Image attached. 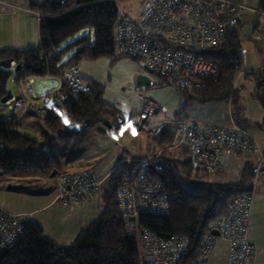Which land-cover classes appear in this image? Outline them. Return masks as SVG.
<instances>
[{
  "label": "trees",
  "instance_id": "obj_1",
  "mask_svg": "<svg viewBox=\"0 0 264 264\" xmlns=\"http://www.w3.org/2000/svg\"><path fill=\"white\" fill-rule=\"evenodd\" d=\"M27 1L31 11L41 14L39 47L0 49V62L12 60L16 64L13 71L0 65V102L13 74L16 81L60 75L63 69L80 65L83 60L113 57L115 29L119 32L123 17L133 19L121 14L118 0ZM238 31H230L221 46L209 51L208 54L220 65L218 73L208 80L206 86L190 91L179 87L184 96L182 105L234 98L233 82L238 71L235 59L240 50ZM80 32L82 34L69 43ZM155 74L170 81L165 75ZM250 74L256 76L254 96L264 110V93L259 92L264 71ZM86 81L91 88L80 93L63 84L60 90L65 92L66 99L32 123L38 133L37 139L20 132L11 119L0 116V176L52 177L51 173L57 170L56 176L62 172L63 165L58 144H65L68 152L75 151L99 124V117L109 121L113 131L121 130L120 119L124 115L116 105L103 100L105 86ZM68 121L82 125V128L76 130ZM171 136L170 131L163 130L152 139L172 168L167 172L144 171L146 181L163 185L169 201L167 213L139 212L133 219L137 232L129 233L118 207L116 191L124 179L140 177L141 167L139 161H122L121 158L108 177L106 187L103 189V183L99 191L102 190L103 203L99 216L78 232L71 246L64 247L48 240L42 227L29 221L24 224L13 246L0 243V264H146L140 251V232L143 230L153 231L161 238L172 235L188 237V247L178 264H201L207 257L202 258L203 240L209 234L217 235L216 224L226 215L228 202L247 191L244 186L250 179L253 164L247 165L239 182H210L203 168L195 167L192 159H182L189 152L188 147L181 148L179 157L167 155L165 148L171 147Z\"/></svg>",
  "mask_w": 264,
  "mask_h": 264
},
{
  "label": "built area",
  "instance_id": "obj_2",
  "mask_svg": "<svg viewBox=\"0 0 264 264\" xmlns=\"http://www.w3.org/2000/svg\"><path fill=\"white\" fill-rule=\"evenodd\" d=\"M7 4L8 0H0V8ZM248 10L263 21L258 26V32L264 36V0L255 9L237 0H143L142 11L136 19L123 17L120 23L119 51L147 71L167 76L180 88L190 91L204 87L218 73L220 65L219 61L208 54L209 51L221 46L227 34L238 29ZM36 15L41 16L38 12ZM235 63L238 73L233 82L234 89L244 73L264 71V66L254 71L245 69L246 55L241 50L238 51ZM61 75L69 90L80 93L91 88L90 83L82 77L78 64L63 69ZM260 83V91L264 93V75ZM153 84L150 81L149 86ZM143 88L145 86H137L135 90ZM30 93L28 89V95ZM48 97L50 102L56 104L65 100L66 94L59 90L50 93ZM9 102L13 112L34 108L44 116L50 110L48 106L38 107L32 98H11ZM61 110L64 111V108ZM167 113V107L148 100L136 118L137 133L154 138L170 127L173 139L171 146H188L190 154L201 162L208 175H215L221 169V148L239 150L255 157L249 189L228 202L226 215L216 224L217 235L206 236L201 252L202 258H205L216 239L223 238L229 243L226 264H252L254 247L249 238L250 219L258 184L264 179L263 148L234 117L229 124H220L175 118ZM129 119V115L122 117L120 128ZM139 162L140 177L124 179L116 191L118 207L131 234L137 232L133 218L139 212L164 215L169 206L163 185L146 181L144 171L153 169L167 172L172 168L171 163L165 160L161 150L154 157L140 159ZM55 177L60 187L58 198L68 206L91 201L103 184V180L89 170L75 173L63 171ZM27 222V217L10 215L0 209V243L13 246ZM140 235V251L146 264H178L189 244L186 236L161 238L150 230H143Z\"/></svg>",
  "mask_w": 264,
  "mask_h": 264
},
{
  "label": "crops",
  "instance_id": "obj_3",
  "mask_svg": "<svg viewBox=\"0 0 264 264\" xmlns=\"http://www.w3.org/2000/svg\"><path fill=\"white\" fill-rule=\"evenodd\" d=\"M16 8L22 9L24 11L22 12L23 14H16ZM27 9H29L28 6H15L14 3H8L7 5H3L0 8V49H31L29 47L36 46L37 44L39 47V17L36 15V12L27 11ZM25 13H29L26 14L28 16H24ZM32 14L34 16H32ZM135 17L136 16H133L132 18L136 19L138 16L136 18ZM11 67L13 68L11 71L15 70L16 64L12 62ZM148 72L150 71H139L137 69L134 70V72L130 76L131 86L134 85V90L137 86H143L137 84L138 74L148 75L150 77V80L153 82L152 77ZM83 74L84 76L82 77L85 80L101 83V79H99V77H97L95 73L94 64H90L88 71L84 72ZM54 76L58 77L59 81H56L53 78ZM42 83H44V85L46 86L39 87ZM32 84L38 91L37 94L34 93ZM63 84L64 80L61 74L47 75L44 77H34L32 80L30 77L20 79L19 81L15 80V76L13 74L8 82V90H11L13 99L32 98L33 102L38 107L48 106L50 109H52L56 106L55 103L50 102L48 96L52 92L59 91ZM44 87H49L51 89L45 94L40 93L39 91ZM145 88L147 89L151 87L145 86ZM28 89H30L31 92L29 95ZM138 95L139 105L136 109L135 114L131 112L129 106L119 98L116 97L114 98V100L109 101V103L116 105L124 116L130 113L128 124L122 127L119 132L113 131L112 127H108L105 131H103L99 128V122V124L91 131L89 138L75 151L68 152L66 150L67 147L65 144H58L57 148H61L58 149L60 150L63 159L62 172L68 171L75 173L83 170H89L90 172L95 174V176H97L96 173L87 166L90 160L89 158H87V150H89L90 148H92V152L102 150L104 153H109L108 155L111 154V158L115 160V163H117V161L121 158L122 161H139L140 159L144 158H152L160 151V149L157 148L158 146L155 140H153L149 136H140L137 133V127L135 123L138 113L143 110L148 100H153L158 105H160V103L153 98L146 97L143 94ZM215 102L216 101L201 104L193 102L202 105V108L197 109L196 116H198V118L187 119L229 124L234 117L238 124L245 128L257 140V142L264 150V128L259 121L262 116L261 113H259L260 116H257L256 112L254 114L250 113L245 115L244 119L241 118L240 114H238L240 110L237 107L238 102L235 101L234 97L229 101L228 113L226 114V112L223 110V116L220 117L222 108H220L218 104H213ZM234 103L236 105V112L233 110ZM2 104L5 103L0 102V108H3ZM0 116H5L8 119H11L20 132L24 134L27 133L35 135L38 137V133L32 128V123L38 119H41L43 115L34 108L27 110L18 109L16 112H13L12 109L11 113H0ZM173 117L178 118L177 116ZM131 121L134 122V128L129 127V123ZM79 126L81 129L82 125ZM164 130L169 131L170 127H167ZM93 139H97V142H95ZM111 141L113 143L112 145L110 144ZM171 141H173L172 136L170 142ZM183 147L188 146H186L185 144L175 147L168 146L165 148V150L167 152V155L169 156L170 152H176L177 149H181ZM188 153H190V151ZM220 163L221 169L217 173V175L215 174L216 176L219 175L218 179L220 181L216 182H239L242 180L243 172L247 165L249 163H255V157L249 155L246 152H240L239 150H227L226 148H221ZM113 169L105 174L104 177H97L99 179H102L104 183L113 172ZM232 170L234 171L232 172ZM223 174L225 177L223 176ZM2 177L3 176H0V179ZM3 178L5 179V183L7 185L9 183L16 185L15 188L13 187L11 189H6L7 191L23 194L25 195L23 196L25 197L24 202L30 201L34 204V207L32 208L20 207V209L15 211H7L11 212L13 215L27 217L30 222L37 223L42 227L45 238L58 245L61 244V246H71L78 232L88 227L99 216L103 208L101 197L102 190L101 193L97 194V196H95L90 202L81 203L75 206H68L61 203L58 198L60 187L55 176ZM249 184L250 179L245 183V190L249 189ZM21 185L24 186L23 189L21 188ZM0 208L2 209L1 204ZM38 213L40 214L36 216V214ZM249 238L254 247L252 264H264V179L260 181L256 190L255 201L251 212ZM228 256V241L223 238H217L212 245V248L209 251L206 259L201 264H226Z\"/></svg>",
  "mask_w": 264,
  "mask_h": 264
},
{
  "label": "rangeland",
  "instance_id": "obj_4",
  "mask_svg": "<svg viewBox=\"0 0 264 264\" xmlns=\"http://www.w3.org/2000/svg\"><path fill=\"white\" fill-rule=\"evenodd\" d=\"M237 1H240L250 9H255L259 6L261 0H237ZM8 3L10 4L14 3L15 6L17 5L28 6L27 0H8ZM117 3L121 10V14L124 13L129 17L139 16L143 7V0H118ZM22 12L24 11L20 8L15 9L16 14L19 15L23 14ZM26 14L29 13H25L24 16H28ZM32 16L34 15L32 14ZM262 24L263 21H260V19L257 18L256 14L248 10L246 14L242 17L241 24L238 26L239 38H240V50L246 55V63L244 67L245 69L250 71L259 70L264 66V36L258 32V26ZM81 34L82 32L78 33L77 36L69 40V43L72 40H75ZM114 38H115V54L113 57L111 58L105 57L97 60H83L79 65L81 74L82 76H84L83 73L88 71L89 65L94 64L95 73L97 77L101 79L100 80L101 84L105 86L104 95H103V100L105 102L109 103V101L114 100V98L117 97L120 100H122L125 104H127L131 109V112L135 114L136 109L139 105L138 94H143L148 98L155 99L157 102L160 103V106L164 105L165 107H167L168 116L171 117L177 116L180 119L198 118V116H196L197 109L202 108V105H199L197 103H191L186 107L184 104L182 105L184 96L181 90L179 89V87L173 84L171 81L162 80L155 73L148 72L151 75L155 86L147 89L143 88L142 90H138V91L134 90V85L131 86V82H130L131 74L134 72L135 69L139 71H146V69L143 68L138 62H136L129 56L122 55L120 53L117 28L114 31ZM32 47L38 48V44ZM62 47H64V45ZM5 68L9 70L13 69L11 66ZM249 74L250 73H244L241 77H239L237 88L234 89L236 94L234 96L235 101L238 102L237 107L238 109H240L238 114H240V117L244 119V116L247 114L250 113L254 114L256 112L257 113L256 115L260 116L259 113H261L262 116L259 121L264 128L263 125L264 110L261 107L260 103L256 102L257 100L254 99V94H256V79H255L256 76L254 74H250V75ZM33 78L34 77H31V80ZM53 78L56 81H59L58 77L54 76ZM33 84L32 87L34 93L37 94L38 91L35 89ZM42 86H46V85L42 83L39 87ZM50 89L51 88L49 87H44L39 92L45 94ZM259 92L261 91L259 90ZM230 100H232V98L219 100L213 103V104H218L220 108H222L220 117L223 116V110L226 112V114L228 113ZM11 105L10 102L2 104L3 108H0V113L3 114L11 113L12 110ZM233 110L236 112L235 103L233 104ZM127 115H130V113H128ZM68 124H70V126H72L76 130L80 129V126L78 124L71 123V121H68ZM129 127L134 128L133 121L129 123ZM25 135L34 139L38 138L35 135H31L27 133H25ZM93 140L97 142V139H93ZM110 144L111 145L113 144L112 141ZM58 148L61 149L60 147ZM91 149L92 148L87 150L88 151L87 158L90 159L87 166L92 171H94L99 178H102L104 177L105 174H107L111 169L114 168L116 164L115 160L111 158V154L108 155L109 153H104L102 150H97L92 152ZM181 152L182 149H177L176 152H170L169 155L175 154L176 157H179ZM182 159L183 160L192 159L193 165L195 167L203 168L201 162L195 159L194 156L188 152L185 153ZM233 171L234 170H232V172ZM216 175H209L207 177V180L210 182L220 181L218 179L219 175L218 176ZM106 184H107V180L104 182L103 189L106 187ZM6 187L7 184L5 183V179L2 177L0 179V204L2 205V209L0 208L1 210L4 209L3 211H6V213L8 212V214H10L11 212L9 211L18 210L20 209V207H27V208L34 207L33 206L34 204L32 202L30 201L24 202L25 197L23 196L25 195L17 192L7 191ZM39 214L40 213L36 214V216ZM10 215L13 214L11 213Z\"/></svg>",
  "mask_w": 264,
  "mask_h": 264
},
{
  "label": "water",
  "instance_id": "obj_5",
  "mask_svg": "<svg viewBox=\"0 0 264 264\" xmlns=\"http://www.w3.org/2000/svg\"><path fill=\"white\" fill-rule=\"evenodd\" d=\"M11 64H12V60H4V61L0 62V65L3 67H10ZM150 81H151L150 77L146 74H138V76H137V84H139V85L149 86ZM11 98H13V94H12L11 90H7V93L1 98V102L7 103ZM99 122H100L99 128L102 129L103 131H105L108 127H111V123L109 121L105 120L103 117H99ZM56 173H57V170H54L51 173V176H54ZM13 187L15 188L16 185L12 184V183H9L7 185V189H11ZM21 188L23 189L24 186L21 185Z\"/></svg>",
  "mask_w": 264,
  "mask_h": 264
}]
</instances>
